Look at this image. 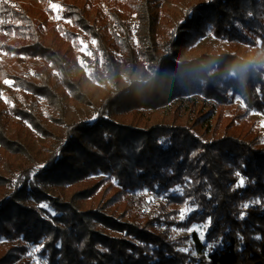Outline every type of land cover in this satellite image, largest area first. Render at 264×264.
Returning a JSON list of instances; mask_svg holds the SVG:
<instances>
[{
	"label": "trees",
	"instance_id": "obj_1",
	"mask_svg": "<svg viewBox=\"0 0 264 264\" xmlns=\"http://www.w3.org/2000/svg\"><path fill=\"white\" fill-rule=\"evenodd\" d=\"M58 1L68 23L54 27L36 22L29 4L0 0V82L9 79L29 94L28 98L22 95L21 105L10 106L9 114L28 122L46 138L50 134L42 125L38 107L56 111L65 99L77 100L79 94L72 65L57 47L43 40L44 33L69 37L79 29L97 37L103 46L94 31L101 33L99 29L106 27L89 0ZM123 1L139 12L138 31L155 33L160 1ZM113 16L118 30L109 32L107 40L124 55L132 48L131 30L126 17L116 12ZM207 32L231 45L188 61L174 59L175 45L188 47ZM170 36L163 45L166 54L153 56L152 73L146 81H132L127 89L105 98L95 110L94 121L69 124L33 172L23 170L15 177L6 155L1 158L0 239L10 243L0 245V264H33L26 257L27 243L41 246L47 264H264L262 134L251 129V138L224 135L206 141L201 130L209 131L205 124L209 125L210 115L189 126L145 127L124 119L127 112L141 114L140 110L191 94L233 107L243 120L253 111L264 115V0H203L187 10ZM146 37L144 45L152 50L156 37ZM240 44L260 57L244 56ZM32 61L30 74L26 63ZM7 125L0 111V147L5 153H24L18 136L9 134ZM236 173L244 178L243 187L236 186ZM96 174L114 180L115 185H110L116 186V192L88 206L84 202L96 195L103 181L72 188ZM48 186L60 193L65 188L72 192L49 201L55 214L44 217L27 199L41 201ZM176 186L181 193H170ZM7 188H11L8 194L4 192ZM137 189L164 195L174 207L143 218L134 201H129L132 198L122 200ZM258 199L261 203L242 207ZM122 201L123 210L116 214ZM177 206L194 211L176 222L170 215H177ZM241 212H246L244 219H240ZM209 218L211 225L203 240L196 231L178 237L170 231V225H204ZM17 240L23 243L14 244Z\"/></svg>",
	"mask_w": 264,
	"mask_h": 264
},
{
	"label": "rangeland",
	"instance_id": "obj_2",
	"mask_svg": "<svg viewBox=\"0 0 264 264\" xmlns=\"http://www.w3.org/2000/svg\"><path fill=\"white\" fill-rule=\"evenodd\" d=\"M20 1L29 4L32 18L43 26L56 27L62 21L68 23L62 16V8L58 0ZM78 1L82 2L83 0ZM159 1L157 11L158 20L155 33L153 34L149 33L146 29L143 31L140 29L138 31L139 12H136L135 7L125 4L123 0H89L92 7L97 8L100 12L99 17H103L102 23L106 24V27L99 29L101 33L94 31L101 38L103 46L97 43V37L90 36L85 31L79 29L76 30L75 36H69L72 37L71 39H68L69 37L63 33H44L43 40L57 47L72 65L73 74L78 86L77 94H79V99L77 100L72 98L65 99L56 111L50 112V109H45L44 106L38 107V114L42 125L50 134L48 138L39 134L37 129L31 124H28V122L9 114L10 106L14 104L21 105L22 95L28 98L29 94L17 88L9 79L0 82V111L3 113V117L8 120V133L18 136L17 142L25 151L24 153L15 154L8 151L5 153V150L0 147V160L6 155L10 162L9 168L12 169V173L16 171L15 177L23 170L31 169L33 172V169L42 165L51 151L49 150L51 144L57 137L65 134L69 124L82 120L88 122L94 121L95 110L105 98L110 97L116 90L127 89L132 81H146L152 73V66L154 64L153 56L159 57L166 54L163 45L170 41V32L173 27L182 20L192 5L203 0ZM118 2L120 3L118 4ZM115 12L120 14L121 17H126V22L131 30L130 39L132 48L130 51L127 50L124 55L117 50H113L110 45L111 42L107 40L110 36L109 32H117L118 30L113 19ZM147 35L156 37L157 44L153 46L152 50H149L144 45V38H147ZM230 45L227 41H221L210 32H207L188 47L182 48L180 44L175 45L174 50L176 54L174 59L176 61H188L198 54L216 53L219 49L229 47ZM238 48L240 53L246 57L256 59L260 57V55L254 53L253 49L244 44H240ZM144 49H147L148 53L142 52L145 51ZM127 52L128 55H126ZM2 57L3 54L0 50V60ZM34 64V61L26 63L28 73L32 74V66ZM5 81H11L12 84H7ZM140 111L141 114L136 115L133 112H127L124 114V119L126 121L133 120L139 126L145 127H152L159 124H183L189 126L195 120L199 121L202 117L206 118L210 115L209 125L207 123L205 124V127L209 131L205 128L201 130L202 136L206 141L224 135L251 138L252 135L249 134L252 132L248 133L251 129H257L264 138V115L260 112L253 111L243 120L237 117L239 112L235 111L233 107L215 104L212 100L204 99L198 94L176 98L167 105ZM212 131L213 133L211 134ZM105 177L106 175L103 174L91 175L82 183L75 185L72 190L83 188L92 181H103L96 195L90 201L84 202L88 206L98 205L103 198H110L116 192V186L112 187L110 185H115L114 180L110 179L108 181ZM44 191L46 195L41 201L36 202L32 198L27 199V204L36 206L44 217L55 212L49 204V201L59 199L62 195L69 197L72 192L71 188H65L64 192L60 193L50 186L44 188ZM4 192L8 194L11 192V188L5 189ZM170 193L180 194L181 188L176 186L170 190ZM129 198H132L129 201H134L136 208L143 218L162 212H169L174 207L173 204H167V199L164 195H156L148 189H137L129 192L122 200L125 201ZM123 201L116 208V214L122 212ZM42 205H47V207H42ZM177 208V215H170V218L176 220V222L184 221L191 211L181 216V210L187 207L177 206ZM197 226H200V224H194L186 228L173 224L170 225V231L174 237L187 236L194 232L189 231V229ZM197 233L200 235L199 232ZM9 243L6 239H0V245L3 247L9 245ZM19 243L23 242L20 240L14 242V244ZM26 246L28 248L26 257L33 264H36L37 260H40L41 264H47L46 257L41 253L42 248L39 244L27 243ZM36 247H40L41 251L35 252L34 248ZM29 253H32V255Z\"/></svg>",
	"mask_w": 264,
	"mask_h": 264
},
{
	"label": "snow or ice",
	"instance_id": "obj_3",
	"mask_svg": "<svg viewBox=\"0 0 264 264\" xmlns=\"http://www.w3.org/2000/svg\"><path fill=\"white\" fill-rule=\"evenodd\" d=\"M4 2H7V0H4ZM2 23H3V21L0 20V24H2ZM81 43H83V42H81ZM93 43H95V42H93ZM5 83L10 84V85L12 84L11 81H5ZM236 175L239 177V180H238V183H237L236 186L237 187H243L245 185L244 178L242 176H240L239 173H236ZM251 203H261V201L258 199L256 201H252V202H249V203H244L242 205V207L244 209H247V208L250 207ZM42 207H47V205H42ZM189 211H194V209H192L190 207L182 209L181 210V216H184ZM52 214L54 215L55 213H52ZM245 215H246V212H241L240 213V219H244ZM210 225H211V218H209L204 225H200V226H197V227H195L193 229H189V231H197V232L201 233V237L200 238L203 240L204 239L203 233L207 230L208 227H210ZM241 239H243V238L241 237ZM209 247H211V244H209ZM34 251L35 252H39V251H41V248L40 247H36V248H34ZM185 251H186V249H185ZM29 254L32 255V253H29ZM36 264H41V261L37 260Z\"/></svg>",
	"mask_w": 264,
	"mask_h": 264
}]
</instances>
